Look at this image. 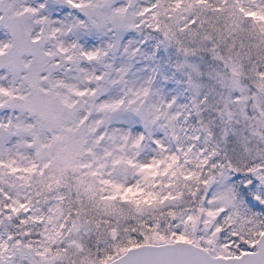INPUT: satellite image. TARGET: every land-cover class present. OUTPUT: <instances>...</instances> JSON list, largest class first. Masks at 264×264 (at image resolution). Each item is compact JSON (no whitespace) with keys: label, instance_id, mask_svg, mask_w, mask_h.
I'll return each instance as SVG.
<instances>
[{"label":"snow or ice","instance_id":"1","mask_svg":"<svg viewBox=\"0 0 264 264\" xmlns=\"http://www.w3.org/2000/svg\"><path fill=\"white\" fill-rule=\"evenodd\" d=\"M0 264H264V0H0Z\"/></svg>","mask_w":264,"mask_h":264}]
</instances>
